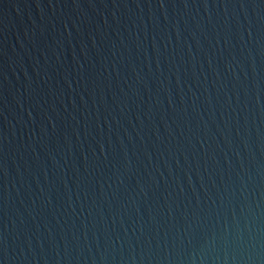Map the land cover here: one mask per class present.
Instances as JSON below:
<instances>
[{"label":"water","instance_id":"95a60500","mask_svg":"<svg viewBox=\"0 0 264 264\" xmlns=\"http://www.w3.org/2000/svg\"><path fill=\"white\" fill-rule=\"evenodd\" d=\"M0 264H264V0H0Z\"/></svg>","mask_w":264,"mask_h":264}]
</instances>
